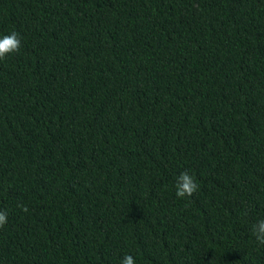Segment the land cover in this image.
Returning <instances> with one entry per match:
<instances>
[{
  "label": "trees",
  "instance_id": "16d2710c",
  "mask_svg": "<svg viewBox=\"0 0 264 264\" xmlns=\"http://www.w3.org/2000/svg\"><path fill=\"white\" fill-rule=\"evenodd\" d=\"M12 31L0 264H264V0H0Z\"/></svg>",
  "mask_w": 264,
  "mask_h": 264
},
{
  "label": "clouds",
  "instance_id": "9594fccd",
  "mask_svg": "<svg viewBox=\"0 0 264 264\" xmlns=\"http://www.w3.org/2000/svg\"><path fill=\"white\" fill-rule=\"evenodd\" d=\"M21 38L19 33L12 31L8 34L0 36V59H4L8 54L15 53L20 50ZM176 196L178 198L191 197L198 191L199 185L196 183L193 175L185 170L176 178ZM27 211V209H24ZM7 212L0 210V228L7 223ZM252 233L259 244L264 245V219L259 220L252 225ZM121 264H135L134 257L127 254L121 260Z\"/></svg>",
  "mask_w": 264,
  "mask_h": 264
}]
</instances>
